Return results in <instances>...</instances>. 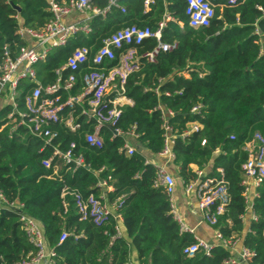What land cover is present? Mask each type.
I'll return each instance as SVG.
<instances>
[{
  "label": "trees",
  "instance_id": "1",
  "mask_svg": "<svg viewBox=\"0 0 264 264\" xmlns=\"http://www.w3.org/2000/svg\"><path fill=\"white\" fill-rule=\"evenodd\" d=\"M54 1L67 6L72 0ZM207 1L215 10L212 24L193 29L185 0H154L148 11L144 0H117V7L106 18L92 21L88 38L56 50L37 68L38 78L47 84L52 82L53 70L76 48L90 47L91 41H101L133 25L156 31L165 11L174 18L163 30L162 41L176 43V48L159 54L154 63L143 62L126 83L133 106L123 109L116 125L126 136L112 140V130L104 128L103 146L92 148L85 142L92 124H86L84 118L78 119L82 125L78 133L55 127V144L66 150L74 142L75 153L84 157L86 167L75 172L62 167L61 178L54 177L52 170L42 166L51 153L41 151L38 139L0 132V192L9 202L22 204L23 212L42 224L48 249L55 253L53 264H129L133 250L138 264H224L232 256L222 246L214 247L210 258L203 252L192 258L184 253L197 241L181 232L166 191L155 185L154 165L139 151L142 147L157 156L165 149L159 107L166 111L174 137V165L184 185L197 181L198 171L210 169L208 177L220 178L218 171L222 170L230 203L218 217L217 229L224 239L241 240L255 252L250 264H264V180L255 188L257 221L241 219L247 214L242 166L249 155L244 148L256 133L264 137V0ZM91 5L105 9L110 0H91ZM52 17L48 0H0V64L6 51L17 57L26 46L18 35L20 26L41 31ZM156 45L155 40H148L139 53L150 52ZM99 46L98 42L92 54ZM182 71H189L190 77L176 75ZM196 106H201L198 114L192 113ZM8 111H0V127ZM192 124L200 127L188 133ZM132 131L137 137L136 150L127 156L122 149ZM102 182L113 190L101 187ZM65 188L69 193L63 196ZM71 193L84 198L104 196L117 208L116 215L102 226L81 221ZM118 217L128 228L127 238L117 231ZM19 219L15 212L0 210V264H15L36 252ZM63 232L70 236L60 243Z\"/></svg>",
  "mask_w": 264,
  "mask_h": 264
},
{
  "label": "built area",
  "instance_id": "2",
  "mask_svg": "<svg viewBox=\"0 0 264 264\" xmlns=\"http://www.w3.org/2000/svg\"><path fill=\"white\" fill-rule=\"evenodd\" d=\"M227 1L229 4H235L239 0ZM48 2L53 16L50 22L41 31L20 26L18 35L26 41V46L20 50L17 57H12L6 51L4 60L0 64V111L9 110L0 132L7 131L10 137L14 134L20 136L25 134L38 139L42 143L41 151L50 150L51 153L43 160L42 166L52 170L54 177L61 178L59 174L62 167L66 168L67 172H75L86 167V163L82 155L75 153L74 142L70 143L66 150H61L55 144L58 138L55 127L61 126L70 133H78L82 128L78 119L84 118L86 124H92V132L85 135V142L92 148L103 146L104 128L112 130V140L126 136L116 128V125L122 117L123 109L133 106L132 99L126 95V83L129 77L140 69L143 62L154 63L159 54L172 51L176 48V43L171 45L162 41L163 30L174 21L172 15L165 11L156 31L149 27L140 28L133 25L101 41H91L90 47L76 48L64 64L53 70L52 82L48 81L44 84L38 78L37 68L46 63L56 50L74 43L79 38H88L93 32L92 21L97 17L106 18L111 8L117 7V0H110V5L105 9L93 7L91 0H72L67 6H60L54 0ZM185 3V13L191 28H207L212 24L215 10L209 1L185 0ZM153 4L154 0H144L145 11H148ZM73 12L79 13L82 19L72 23L65 22L64 18ZM121 12L124 14L125 10L122 9ZM148 40H155L156 47L150 52L140 54L139 47ZM98 42L100 46L92 54ZM189 74V71L176 73L178 77H190ZM155 91L159 93L158 89ZM159 110L164 117L163 127L166 131L165 149L162 153L175 159L170 150V144H174V137L170 134L166 111L161 107ZM200 111L201 106L192 109V113L198 114ZM168 114L172 115L169 111ZM199 127L198 124L190 125L188 133L198 131ZM127 135L122 150L127 156H132L136 150L137 137L133 131ZM202 144L204 145L205 141ZM244 150L249 155L247 162L242 166L244 173L242 184L247 187V214L241 219L245 222L248 214L251 213V221H257V216L253 213V201L249 200L248 189L250 181L257 188L264 180V137L256 133ZM154 167L157 172L155 185L166 191L174 220L179 224L182 233L192 235L193 231L185 226L175 207L173 199L176 190L175 178L168 173L166 167ZM219 173L220 178H210L203 171H198L199 179L186 185V192L196 193L203 221L215 229L219 242L216 246H222L230 251L239 240H226L217 229L218 217L225 213L230 203L227 182L223 172ZM100 186L108 191L113 190L107 182H102ZM68 193V189L65 188L63 196ZM71 194L74 196L81 221L102 226L114 215L112 208L117 211L114 206L110 207L104 196L90 195L84 198L79 193ZM2 209L20 216L22 227L36 250L33 256L15 264H43L46 260L49 264H53L55 253L52 249H48L42 224L25 214L22 204L9 202L0 192V210ZM117 231L120 235L119 228ZM69 236L68 232H63L60 243ZM196 241V244L188 247L184 253L190 258L200 252H203L207 258L212 257V250L216 246L202 240ZM254 257L255 252L243 246L239 255H232L224 264H250Z\"/></svg>",
  "mask_w": 264,
  "mask_h": 264
},
{
  "label": "crops",
  "instance_id": "3",
  "mask_svg": "<svg viewBox=\"0 0 264 264\" xmlns=\"http://www.w3.org/2000/svg\"><path fill=\"white\" fill-rule=\"evenodd\" d=\"M82 19V16L77 13V12H73L70 16H67L64 18L65 22H77L79 20ZM189 76H186V78H188ZM142 147H139V149ZM173 148V145L170 144V150L171 152ZM144 150L145 155L147 156L148 160L150 163H152L154 166H164L166 167L168 173L170 175H172L175 180H176V190L173 196L174 199V203H175V207L176 210L181 218V220L183 221V223L185 224V226L193 231V237L196 240H202L205 241L211 245H218L219 242L217 241L216 238V232L215 229L212 228L211 226L207 225L204 221H203V215L199 209L198 206V199L196 196L195 192H191V193H187L186 192V186L184 185V183L182 182L180 176L178 175V170L176 168V166L174 165V158H172L169 155H164L163 153L154 156L150 153H147L145 151L144 148H142ZM216 154H219V151H216ZM210 169L208 170H204L203 173H205L208 176V172ZM222 170H219L218 172H220ZM248 196H249V200L253 201L255 196H256V192H255V187L253 185V182H249V189H248ZM112 207V206H110ZM112 212L114 215H116L115 210L112 208ZM251 220V213L248 214L247 219H246V223H249V221ZM118 228L120 231V235L123 238H127L128 236V231H127V227L123 221V219L121 217L118 218ZM243 248V243L241 240H239L234 247L230 250V253L233 256H237L240 254V252L242 251ZM43 264H49V262L46 260ZM129 264H138L137 262V253L135 250L132 251V255H131V259H130V263Z\"/></svg>",
  "mask_w": 264,
  "mask_h": 264
},
{
  "label": "water",
  "instance_id": "4",
  "mask_svg": "<svg viewBox=\"0 0 264 264\" xmlns=\"http://www.w3.org/2000/svg\"><path fill=\"white\" fill-rule=\"evenodd\" d=\"M17 10L19 11L20 9L17 8ZM140 153H144V150L142 148L139 149Z\"/></svg>",
  "mask_w": 264,
  "mask_h": 264
}]
</instances>
